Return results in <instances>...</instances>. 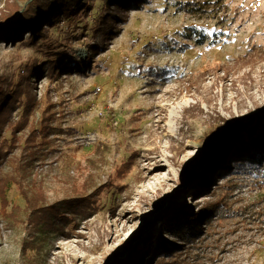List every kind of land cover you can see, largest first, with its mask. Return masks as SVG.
Returning a JSON list of instances; mask_svg holds the SVG:
<instances>
[{
    "label": "rangeland",
    "instance_id": "1",
    "mask_svg": "<svg viewBox=\"0 0 264 264\" xmlns=\"http://www.w3.org/2000/svg\"><path fill=\"white\" fill-rule=\"evenodd\" d=\"M86 1L45 23L46 38H0V84L42 67L33 111L23 92L0 125L1 172L14 176L6 209L0 201V264H158L192 245L199 264H264V211H249L264 207V0H144L122 14ZM13 3L41 10L0 0V25ZM20 184L60 206L56 229L30 221ZM86 188L102 190L83 214Z\"/></svg>",
    "mask_w": 264,
    "mask_h": 264
},
{
    "label": "trees",
    "instance_id": "2",
    "mask_svg": "<svg viewBox=\"0 0 264 264\" xmlns=\"http://www.w3.org/2000/svg\"><path fill=\"white\" fill-rule=\"evenodd\" d=\"M144 0H107L108 8H113V11L116 14H122L128 7H140ZM37 4L41 6V10L36 12L32 5L28 6V10L22 11L17 3H13L9 5L8 11L9 15L13 18L10 24L0 25V38H4L5 42H16L18 39H22L23 33L25 31L29 32V40L37 41L42 38H46L47 32L43 28L45 23L50 25L59 24L63 17L73 19L75 15H79L80 11L83 8L88 7V3L86 0H37ZM21 11L20 15L15 18V14ZM2 15H0V21L2 20ZM123 19V18H122ZM121 20V16L118 17L114 24L117 21ZM91 56L88 55L87 62L90 63ZM77 63L74 67H63L61 68L59 63L51 64V67L47 70L50 73L57 74L60 76L63 72L71 71L75 69L78 72H81L88 68L89 64ZM42 67L37 64L32 65L26 71L21 74L18 85L11 89L6 88L4 84H0V125H3L7 120L11 118L13 109L16 107V103L19 101L22 93H26V112H28V116L31 111H33L36 105V97L34 94V81L32 79H37L42 75L41 72ZM46 114L43 115L42 122L44 123L43 128L45 131L53 130L52 121L54 114L52 113V108L45 111ZM49 136L44 138L43 145L47 143V139ZM36 139V130H33V135L31 134L29 137V142L32 143V147H30L31 155L33 157L37 154V148L34 146ZM6 159V154H3L2 150L0 151V201L2 207L4 209L7 208L8 202L6 197V191L9 187V184L13 181V177L9 174H2L1 170L3 169V162ZM261 165L264 167V158H261ZM123 178L127 173L122 169L120 173ZM101 187V186H99ZM102 189L96 188L93 194L84 192L82 197L79 199L78 205L75 207L78 211L85 213V211H90L94 207L93 204L98 201V191ZM20 191L22 197L25 199L27 210L32 214L30 221L38 225V229L42 231L46 230H54L57 227L56 220H62L65 216L63 210L59 209V205H47V200L41 191L38 195H31L23 186L20 184ZM254 207L249 211L254 213H261L264 211V207L261 206L260 203L253 205ZM208 206L202 212L197 214V216H201L206 213ZM69 211V210H67ZM68 215H74V212L66 213ZM164 240V239H163ZM161 247H167L162 243ZM194 245L191 246L189 250L183 251H173L167 258H163L159 260L158 264H199L201 263V258L198 255L191 257V251L194 249ZM208 261L214 262L215 256L214 254H210L208 256Z\"/></svg>",
    "mask_w": 264,
    "mask_h": 264
},
{
    "label": "bare ground",
    "instance_id": "3",
    "mask_svg": "<svg viewBox=\"0 0 264 264\" xmlns=\"http://www.w3.org/2000/svg\"><path fill=\"white\" fill-rule=\"evenodd\" d=\"M152 176V175H151ZM154 176V175H153Z\"/></svg>",
    "mask_w": 264,
    "mask_h": 264
}]
</instances>
